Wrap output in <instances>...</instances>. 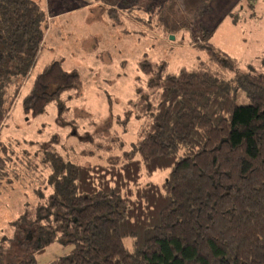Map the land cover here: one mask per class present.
<instances>
[{
  "label": "trees",
  "instance_id": "1",
  "mask_svg": "<svg viewBox=\"0 0 264 264\" xmlns=\"http://www.w3.org/2000/svg\"><path fill=\"white\" fill-rule=\"evenodd\" d=\"M98 1L109 14L136 2ZM256 1L243 0L251 8ZM212 2L167 0L147 17L168 35L190 30L219 66L171 71L165 60L142 57L148 79L131 106L139 104L144 122L126 149L123 139L96 147L105 160L83 164L53 136L37 143L44 189L12 223L16 236L8 253L0 247V264H37L57 242L71 248L50 264H264V72H240L237 59L211 43L220 24L202 26L198 41L192 27ZM48 38L38 1L0 0V133ZM81 85L79 73L52 60L29 83L25 114L72 99ZM239 90L250 103L238 105ZM0 167V177L8 175ZM163 170V183L142 182Z\"/></svg>",
  "mask_w": 264,
  "mask_h": 264
},
{
  "label": "rangeland",
  "instance_id": "2",
  "mask_svg": "<svg viewBox=\"0 0 264 264\" xmlns=\"http://www.w3.org/2000/svg\"><path fill=\"white\" fill-rule=\"evenodd\" d=\"M36 1L46 11L49 38L0 133V138L8 142L0 147L1 154H5L0 164L8 174L0 177V247L7 250L6 253L16 236L12 223L24 212L25 204L28 207L35 204L37 193L42 195L44 189L48 171L38 155L41 151L36 147L38 142L53 136L72 161L83 164L103 161L106 154L96 147L104 145L110 149L111 145L124 140L126 149L136 139L144 122L136 114L139 104L131 106L138 102V88L144 89L148 79L140 68L142 57L165 60L171 71L219 66L205 48L194 45L195 37L190 30L168 35L156 19L147 18L152 11L158 10L161 14L167 0H136L126 11L121 5L111 7L118 10L111 14L107 11L109 7L98 0ZM245 6L243 0H213L210 10L204 11L192 32L199 36L200 42L202 26L211 29L220 24L211 43L236 58L240 72L263 73L264 0H257L252 8ZM143 18L152 26L141 21ZM198 23L202 25L196 26ZM54 59L61 61L67 70L80 74L81 87L74 90L77 93L72 99L63 100L62 104L51 103L38 116L25 114L23 100L29 83ZM237 103H250L245 91L239 90ZM129 110L132 114L128 121ZM6 145L11 148H5ZM120 152L116 150L117 154ZM169 172L157 171L151 177L144 175L142 182L161 184ZM130 240H125L126 245L129 246ZM70 248L54 243L38 257L37 264H50Z\"/></svg>",
  "mask_w": 264,
  "mask_h": 264
}]
</instances>
